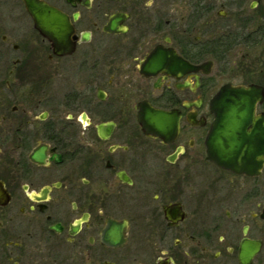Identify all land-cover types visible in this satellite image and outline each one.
Listing matches in <instances>:
<instances>
[{
  "label": "flooded vegetation",
  "instance_id": "flooded-vegetation-1",
  "mask_svg": "<svg viewBox=\"0 0 264 264\" xmlns=\"http://www.w3.org/2000/svg\"><path fill=\"white\" fill-rule=\"evenodd\" d=\"M34 3L76 45L0 0V264H264V0ZM227 84L260 88L238 144Z\"/></svg>",
  "mask_w": 264,
  "mask_h": 264
},
{
  "label": "water",
  "instance_id": "water-1",
  "mask_svg": "<svg viewBox=\"0 0 264 264\" xmlns=\"http://www.w3.org/2000/svg\"><path fill=\"white\" fill-rule=\"evenodd\" d=\"M26 10L33 19L34 26L40 34L51 42L53 50H73L76 36L70 19L48 4H35V0H25ZM260 88L256 86L224 85L211 100L215 113L213 136L217 142L239 143L242 134V123L250 118L249 113L255 109V95ZM261 97V96H260ZM224 140V141H223ZM208 146V135L206 140ZM115 227H110L109 237L117 242L122 238L115 235Z\"/></svg>",
  "mask_w": 264,
  "mask_h": 264
},
{
  "label": "rangeland",
  "instance_id": "rangeland-1",
  "mask_svg": "<svg viewBox=\"0 0 264 264\" xmlns=\"http://www.w3.org/2000/svg\"><path fill=\"white\" fill-rule=\"evenodd\" d=\"M23 10V9H22ZM21 33L25 35L23 38L24 46L29 50H45L47 43L42 40L41 36L38 35L32 27L31 20L28 16L21 17L19 21ZM26 42V44H25Z\"/></svg>",
  "mask_w": 264,
  "mask_h": 264
}]
</instances>
